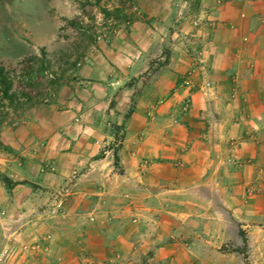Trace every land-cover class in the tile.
<instances>
[{"label": "crops", "instance_id": "0c3cea01", "mask_svg": "<svg viewBox=\"0 0 264 264\" xmlns=\"http://www.w3.org/2000/svg\"><path fill=\"white\" fill-rule=\"evenodd\" d=\"M185 2L138 0L153 19L151 28L136 23V60L125 51L103 53L100 62L94 54L90 97L84 100L90 108L66 132L74 140L49 131L38 155L58 169L68 161L80 167L90 156L88 170L102 174L104 190L121 195L131 186L140 189L135 212L153 219L157 238L177 237L156 248L162 264H245L237 251L221 247L238 229L246 237L248 264H264V0H198L199 32L193 38L184 28ZM174 11H182L183 19L170 33ZM190 43L193 53L184 48ZM151 58L161 62L146 83H125ZM131 98L134 110L116 141L121 171L115 175L110 169L116 146L110 147L113 135L100 107L113 99L121 112ZM84 113H90L86 133Z\"/></svg>", "mask_w": 264, "mask_h": 264}, {"label": "rangeland", "instance_id": "374dc122", "mask_svg": "<svg viewBox=\"0 0 264 264\" xmlns=\"http://www.w3.org/2000/svg\"><path fill=\"white\" fill-rule=\"evenodd\" d=\"M185 1L184 19L182 11H174L168 28L170 33L177 31V20L183 19L193 38L199 32L198 0ZM148 14L138 0H0V65L11 70L16 93L15 107L0 100L4 104L0 109L5 111L0 123V264H162L156 248L177 239L176 235L157 238L155 229H150L153 219L135 212L140 189L131 186L121 195L104 190L102 174L89 171L90 156L80 167L68 161L58 169L53 160L38 155L49 131L74 140L66 132L70 121L83 108H90V101L84 100L90 97L94 54L100 62L103 53L125 51L136 60L139 44L135 37L140 34L136 23L145 22L151 28L153 16ZM162 33H167L166 28ZM193 46L185 44L184 48L193 53ZM160 62L146 60L143 71L130 75L125 83H146ZM131 101L121 112L113 99L100 107L107 116L103 125L113 135L111 149L117 144L125 113L130 107L134 110ZM179 110H184L182 102ZM83 115L81 129L86 133L90 113ZM63 151L69 150L64 147ZM111 165L110 172L121 171L114 160ZM237 234L227 235L221 247L225 244L224 249L237 251L248 264L246 237L240 229Z\"/></svg>", "mask_w": 264, "mask_h": 264}, {"label": "trees", "instance_id": "16d2710c", "mask_svg": "<svg viewBox=\"0 0 264 264\" xmlns=\"http://www.w3.org/2000/svg\"><path fill=\"white\" fill-rule=\"evenodd\" d=\"M27 74L30 72V70H27ZM13 87V78H12V74H11V70L6 69L5 67H3L2 65H0V100H6L7 103L12 106L15 107L13 104V97H15L16 93L15 90L12 88ZM0 101V103H2ZM4 104H0V106H3ZM26 105H30L29 103ZM132 107H130L129 111L127 113H125L124 118H126L129 113L131 112ZM5 111H2L0 109V123L2 122L3 118H4V114ZM119 127H116L115 130H118ZM119 138H122V134H120L119 136L116 137V140H120ZM119 145H116V148L113 151V160L114 163L117 162V156H116V150L118 149Z\"/></svg>", "mask_w": 264, "mask_h": 264}]
</instances>
